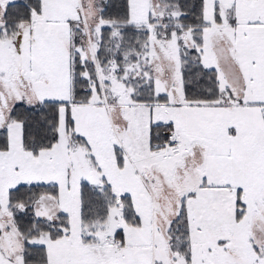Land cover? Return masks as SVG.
Instances as JSON below:
<instances>
[{
    "label": "snow or ice",
    "instance_id": "snow-or-ice-1",
    "mask_svg": "<svg viewBox=\"0 0 264 264\" xmlns=\"http://www.w3.org/2000/svg\"><path fill=\"white\" fill-rule=\"evenodd\" d=\"M0 264H264V0H0Z\"/></svg>",
    "mask_w": 264,
    "mask_h": 264
}]
</instances>
